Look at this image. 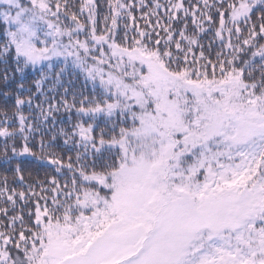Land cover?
<instances>
[{"label": "snow or ice", "instance_id": "1", "mask_svg": "<svg viewBox=\"0 0 264 264\" xmlns=\"http://www.w3.org/2000/svg\"><path fill=\"white\" fill-rule=\"evenodd\" d=\"M0 264H264V0H0Z\"/></svg>", "mask_w": 264, "mask_h": 264}, {"label": "trees", "instance_id": "2", "mask_svg": "<svg viewBox=\"0 0 264 264\" xmlns=\"http://www.w3.org/2000/svg\"><path fill=\"white\" fill-rule=\"evenodd\" d=\"M41 174H43V170H42Z\"/></svg>", "mask_w": 264, "mask_h": 264}]
</instances>
